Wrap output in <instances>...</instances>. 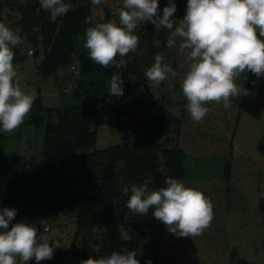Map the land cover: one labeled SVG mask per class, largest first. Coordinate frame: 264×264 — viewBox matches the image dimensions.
I'll list each match as a JSON object with an SVG mask.
<instances>
[{
  "label": "rangeland",
  "instance_id": "1",
  "mask_svg": "<svg viewBox=\"0 0 264 264\" xmlns=\"http://www.w3.org/2000/svg\"><path fill=\"white\" fill-rule=\"evenodd\" d=\"M88 1L71 0V8ZM121 4L122 0H104L99 6L91 5L92 26L109 20L118 21ZM45 16L50 17V13L40 7L39 0H0L1 21L14 30L18 29L24 38V43L13 49L21 87L26 91L34 89L37 96L25 122L11 134L1 132L4 136L3 153L19 155L28 165L40 162L47 122L55 125L65 114L64 109L72 110L105 98L97 105L96 116L88 120L89 131L96 134L95 147L89 150L98 153L94 157L96 165L86 163L74 171L71 169L73 163L69 162L70 170L64 175V178H77V194L96 193L100 166L112 160L115 167H121L127 154L122 153L125 146L132 150L134 158L148 156L154 159L163 174L168 171L161 151L176 148L183 153L185 169L184 178L179 180L201 190L211 198L214 206L211 227L203 235L190 238L169 232L165 225L155 233L148 226L129 225L133 213L124 209L127 203L117 202L113 218L122 224L123 239L139 240L140 264L148 260L152 264H264V76L257 78L254 75L248 85L250 94L233 99L230 109L209 103L206 105L210 108L207 116L200 123H194L186 108L187 101L180 93L179 86L187 65L178 43L171 49L163 37L148 43L142 38L139 25L136 29L140 41L137 51L126 56L127 67L119 72L124 80L123 96H110V78L98 71H81L75 60L46 80L37 75L44 57L39 25ZM35 17L39 19L35 21ZM28 23H34L33 27ZM28 26L29 30H23ZM84 33L81 31L70 36L67 47H70L73 59L81 52H87L82 46L83 40L77 39ZM151 53L154 57L156 53H163L166 62L177 71V77L161 82L159 86L146 81L144 73L152 65ZM139 80L144 82L134 86L133 82ZM242 83L245 88L247 81ZM39 107L51 108L52 112L38 111ZM36 114L41 118L38 126L30 122ZM167 115L176 118L178 123L167 136L158 140L159 151L155 152L152 149L155 143L143 140L142 135L154 119ZM63 141L70 145L73 136L68 135ZM226 162L231 165L228 185L222 176ZM3 166H9V162H0V167ZM136 180L130 170L122 177L118 190ZM76 216L75 210L60 212L56 223H48L50 225L46 224L40 230V234L50 240L61 242L62 248L54 252L67 250L72 243H80L82 234L77 232ZM47 226L49 229L45 230ZM33 260L26 264H37Z\"/></svg>",
  "mask_w": 264,
  "mask_h": 264
},
{
  "label": "clouds",
  "instance_id": "2",
  "mask_svg": "<svg viewBox=\"0 0 264 264\" xmlns=\"http://www.w3.org/2000/svg\"><path fill=\"white\" fill-rule=\"evenodd\" d=\"M103 2L90 0L93 6ZM39 5L50 13L53 22L72 7L71 0H39ZM176 11L173 0H167L162 12L158 0H122L118 21L95 23L77 39L83 40L82 46L93 62L104 68L122 69L127 67L124 57L136 52L139 46V25L149 22L156 31L168 30L167 47L171 49L178 43L180 54L186 57L180 93L187 101L191 120L200 123L210 111L206 106L209 103L227 110L233 99L250 94L242 83L247 73L257 78L264 76V0H187L182 19H174ZM85 23L92 24L93 18L86 17ZM23 43L18 29L0 22V132L8 134L25 122L37 99L34 89L26 91L21 87L18 65L14 64L13 49ZM144 74L157 86L178 75L163 53L155 54ZM121 77L119 72L111 76L110 96H123ZM169 90L172 91L171 86ZM173 98H177L175 93ZM150 184L149 177L143 184L120 189L122 195L128 196L126 207L132 213L143 216L152 209V216L180 237H198L211 227L214 206L201 190L172 177L165 179V187L153 190ZM16 214L15 208L0 209V264H26L33 259L39 264L51 260L54 250L62 248L61 242L40 234L36 223H12ZM127 238L130 239L128 233ZM90 247L94 254L100 252L99 244ZM80 264L140 262L136 251L123 249L95 259L90 256Z\"/></svg>",
  "mask_w": 264,
  "mask_h": 264
},
{
  "label": "trees",
  "instance_id": "3",
  "mask_svg": "<svg viewBox=\"0 0 264 264\" xmlns=\"http://www.w3.org/2000/svg\"><path fill=\"white\" fill-rule=\"evenodd\" d=\"M173 3L177 8L174 19H182L186 12L187 0H173ZM158 5L159 11L162 12L163 8L167 6V0H158ZM90 6L89 0L87 4L73 7L66 14L58 17L55 22L50 17H42L39 30L44 48V57L37 70V75L42 80H46L55 74L59 68L69 63L72 64L74 60L81 71H98L107 78H111L114 73L124 69L111 66L108 68L101 67L89 58L87 52H81L76 59L70 57V47H67L70 36L92 27V24L85 23V18L91 17ZM42 14L45 13L42 12ZM38 19V17H35L34 20L37 21ZM0 22H2L1 18ZM34 23L37 25L36 22ZM34 23H28L27 25L33 27ZM29 26L23 27V30H29ZM140 32L142 38L148 43L160 37H163L166 41L168 37V30L156 31L155 26L149 22L141 24ZM150 56L152 64L154 55L151 53ZM119 58L117 56V60ZM124 59L126 60V56ZM246 75L245 88L248 89L249 82L254 75L250 72ZM143 82L139 80L134 81L133 84L135 86ZM103 100L106 99L99 98L72 110L64 109L65 114L61 115L59 123L52 125L47 122L45 124L42 160L40 162L28 165L19 155H5L1 150L4 136L0 132V162H9V166L0 167V209L7 207L17 210L12 223H36L41 230L48 223H56L60 212L77 211V232L82 234L80 243H72L69 249L54 252L51 260L40 261L39 264H80L81 260H86L90 256L95 259L99 255H109L112 251L123 249L136 251L138 259L139 240L123 239L120 230L122 224L113 218L117 202L124 204L128 200V196L122 195L121 191L118 190L121 186L119 182L131 170L137 179L133 184H143L150 177L151 184L149 188L154 190L165 187L167 177L182 179L185 176L183 153L179 149H163L161 151L168 171L163 174L154 159L148 156L134 158L132 150L125 146L122 153L127 152V154L122 159L123 165L121 167H115L112 160H108L106 164L100 166L97 192H80L77 194V178L73 176L64 178V175L65 172L70 170L69 162L73 163L71 169L74 171H78L86 163L96 165L94 157L98 153H90L89 151L95 147L96 134L89 131L88 120L96 116L97 105ZM42 110L52 112L51 108H38V111ZM70 112L72 113L71 116L69 115ZM40 121V116L36 114L30 122L38 126ZM176 123H178V120L170 115L156 118L145 129L142 139L155 143L152 149L157 152L159 151V147H157L158 140L167 136ZM63 124L65 126H62ZM68 135L73 136L70 145L64 144L63 141V138ZM222 176L224 182L228 185L231 176L230 162H226L222 167ZM122 187H125V185H122ZM118 208L122 209V206ZM124 209H127V207L125 206ZM152 211L150 209L149 213L143 216L133 213L129 225L148 226L155 233L164 224L152 216ZM39 221H43V223ZM139 226L138 228H140ZM103 228L106 230L102 231ZM96 244L100 245V252L94 254L90 245L94 246ZM33 262L37 263L35 260Z\"/></svg>",
  "mask_w": 264,
  "mask_h": 264
},
{
  "label": "built area",
  "instance_id": "4",
  "mask_svg": "<svg viewBox=\"0 0 264 264\" xmlns=\"http://www.w3.org/2000/svg\"><path fill=\"white\" fill-rule=\"evenodd\" d=\"M49 228L48 227H45V230H48Z\"/></svg>",
  "mask_w": 264,
  "mask_h": 264
}]
</instances>
